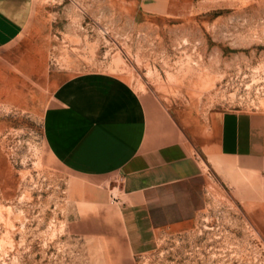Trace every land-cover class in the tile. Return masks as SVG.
<instances>
[{
  "label": "rangeland",
  "instance_id": "1",
  "mask_svg": "<svg viewBox=\"0 0 264 264\" xmlns=\"http://www.w3.org/2000/svg\"><path fill=\"white\" fill-rule=\"evenodd\" d=\"M15 1L0 0V264H264L259 197L227 174H208L203 209L130 259L70 235L73 180L40 130L58 81L85 71L172 111L264 114V0Z\"/></svg>",
  "mask_w": 264,
  "mask_h": 264
},
{
  "label": "crops",
  "instance_id": "2",
  "mask_svg": "<svg viewBox=\"0 0 264 264\" xmlns=\"http://www.w3.org/2000/svg\"><path fill=\"white\" fill-rule=\"evenodd\" d=\"M4 3L13 10L16 1ZM40 130L73 180L68 233L102 242L114 261L144 253L160 231L192 220L205 206L210 173L258 195L264 214L263 113L172 111L117 75L85 71L58 81Z\"/></svg>",
  "mask_w": 264,
  "mask_h": 264
},
{
  "label": "built area",
  "instance_id": "3",
  "mask_svg": "<svg viewBox=\"0 0 264 264\" xmlns=\"http://www.w3.org/2000/svg\"><path fill=\"white\" fill-rule=\"evenodd\" d=\"M111 198H112V199H114V196H113V195H111Z\"/></svg>",
  "mask_w": 264,
  "mask_h": 264
}]
</instances>
